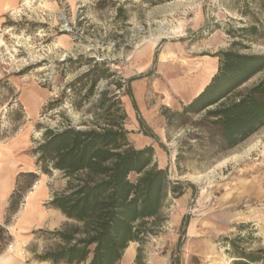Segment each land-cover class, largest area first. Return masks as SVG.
<instances>
[{
	"label": "rangeland",
	"instance_id": "obj_1",
	"mask_svg": "<svg viewBox=\"0 0 264 264\" xmlns=\"http://www.w3.org/2000/svg\"><path fill=\"white\" fill-rule=\"evenodd\" d=\"M241 5L243 0H21L0 33V136L22 143L17 159L31 163L28 151L45 128L92 119L87 109L108 88L125 106L131 144L152 145L154 161L185 187L182 196L169 193L159 233L135 242L145 264L246 263L238 258L241 251H261L259 262L247 264H264V126L221 156L185 154L180 163L186 127H167V113L182 109L202 66L214 71L215 54L235 40L226 29L251 22L239 14ZM251 46L264 52V41ZM90 59L107 62L112 75L85 99L89 84H70L89 69ZM51 101L58 102L47 110ZM27 162L24 170L31 168ZM32 171L39 176L30 188L27 177L16 175V212L9 209L11 195L0 201V248L10 236L0 262L53 264L36 260L33 251L54 241L41 229L67 220L49 205L65 179L56 170Z\"/></svg>",
	"mask_w": 264,
	"mask_h": 264
},
{
	"label": "trees",
	"instance_id": "obj_2",
	"mask_svg": "<svg viewBox=\"0 0 264 264\" xmlns=\"http://www.w3.org/2000/svg\"><path fill=\"white\" fill-rule=\"evenodd\" d=\"M243 2L238 12L252 20L246 26L226 29L235 40L230 48L215 54L217 72L180 111L167 113L169 129L186 127L179 163L185 154L205 159L221 156L264 126V52L250 51L253 42L264 41V0ZM89 62V69L70 84L88 83L85 99L93 95L101 79L112 75L107 62ZM122 87L117 84V89ZM58 101L49 102L46 109L52 110ZM76 107L82 108V103ZM87 111L92 119L77 126L70 122L57 129L45 128L42 141L28 151L42 174L56 170L65 179L49 205L67 220L60 228L41 229L54 241L41 252L32 250L40 262L119 264L131 242L142 244L159 233L169 193L178 197L185 192L154 161L152 145L137 148L131 144L125 127L127 112L115 91L102 90ZM20 174L28 178V188L39 176L35 171ZM19 192L18 188L11 195L12 212L18 210ZM9 241L7 236L0 253ZM259 252L241 251L238 258L246 262L241 264L259 262ZM135 264H145L142 248Z\"/></svg>",
	"mask_w": 264,
	"mask_h": 264
},
{
	"label": "crops",
	"instance_id": "obj_3",
	"mask_svg": "<svg viewBox=\"0 0 264 264\" xmlns=\"http://www.w3.org/2000/svg\"><path fill=\"white\" fill-rule=\"evenodd\" d=\"M21 0H0V33L2 32L3 27H5L7 22V17L9 13L13 10L18 9ZM218 68V67H217ZM217 68L211 73L210 76L206 70H201V76L198 80L194 82V84L188 88L187 92L188 95L184 100V103L190 102L195 96H197L206 85L210 82L213 75L217 72ZM216 71V72H215ZM203 75V76H202ZM22 143L16 141H11L7 143V141L3 140L0 136V201H7L9 196L11 195L14 185L16 183V175L20 174L21 172H31L33 169L36 168V163L33 161L35 157L30 155L28 152V159H31V163L29 161L26 164L31 168L24 170L23 164L25 163L23 160L17 159L18 150L21 148L19 147ZM9 153L11 154L9 157ZM161 167L165 168V164L158 163ZM35 167V168H33ZM56 210V209H55ZM59 215L64 222L66 217L63 213L59 210ZM60 226V225H59ZM58 226V227H59ZM137 246L135 242H131L129 247L126 249L125 254L120 261L119 264H134V260L137 255ZM133 248V249H132ZM130 250V251H128ZM134 250V251H133ZM131 252V253H130ZM0 264H23L22 261H1Z\"/></svg>",
	"mask_w": 264,
	"mask_h": 264
},
{
	"label": "bare ground",
	"instance_id": "obj_4",
	"mask_svg": "<svg viewBox=\"0 0 264 264\" xmlns=\"http://www.w3.org/2000/svg\"><path fill=\"white\" fill-rule=\"evenodd\" d=\"M161 34V33H160ZM163 34H167L165 31L163 32ZM1 41V40H0ZM216 65V64H215ZM202 68L204 70H206V72H208V75L207 76H210L212 71H213V68L209 67V66H202ZM216 72V71H215ZM203 76V75H202ZM201 178V177H200ZM133 249V248H132ZM130 251V250H128ZM134 251V250H133ZM131 253V252H130Z\"/></svg>",
	"mask_w": 264,
	"mask_h": 264
}]
</instances>
